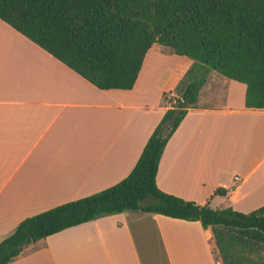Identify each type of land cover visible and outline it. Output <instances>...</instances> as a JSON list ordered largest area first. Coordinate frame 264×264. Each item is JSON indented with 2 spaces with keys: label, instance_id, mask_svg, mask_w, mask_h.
I'll return each instance as SVG.
<instances>
[{
  "label": "crops",
  "instance_id": "1",
  "mask_svg": "<svg viewBox=\"0 0 264 264\" xmlns=\"http://www.w3.org/2000/svg\"><path fill=\"white\" fill-rule=\"evenodd\" d=\"M193 62L154 43L132 89H100L0 19V242L23 219L124 179ZM246 90L210 72L165 146L161 190L220 209L264 205V108L247 107ZM163 262L217 264L211 230L125 211L27 244L9 264Z\"/></svg>",
  "mask_w": 264,
  "mask_h": 264
},
{
  "label": "trees",
  "instance_id": "2",
  "mask_svg": "<svg viewBox=\"0 0 264 264\" xmlns=\"http://www.w3.org/2000/svg\"><path fill=\"white\" fill-rule=\"evenodd\" d=\"M0 19L100 89H132L154 43L193 59L171 107L131 172L118 183L23 219L0 242V264L66 228L125 211L200 221L226 264L231 242L264 249V205L250 212L214 208L161 190L156 177L167 142L198 107L210 72L247 85L246 106L264 108V0H0ZM217 194H226L219 188Z\"/></svg>",
  "mask_w": 264,
  "mask_h": 264
},
{
  "label": "rangeland",
  "instance_id": "3",
  "mask_svg": "<svg viewBox=\"0 0 264 264\" xmlns=\"http://www.w3.org/2000/svg\"><path fill=\"white\" fill-rule=\"evenodd\" d=\"M167 67L168 66L166 64L164 69H167ZM175 74L178 75L179 72L177 71ZM179 84H180V82H179ZM178 85H177V87H178ZM177 87H176V89H177ZM176 89H175V92H176ZM214 208H218V207H214ZM139 239H142V238L139 237ZM215 253H216V257H217V263L221 262L222 264H226L225 263V255L218 248L215 249ZM228 253H229V255H232V256L236 255L237 257H240V259L242 260V262L244 264H264V249H262L260 251H254V250H251L250 248L242 247L240 244L231 242L230 249H229ZM163 264H165V263L163 262Z\"/></svg>",
  "mask_w": 264,
  "mask_h": 264
},
{
  "label": "built area",
  "instance_id": "4",
  "mask_svg": "<svg viewBox=\"0 0 264 264\" xmlns=\"http://www.w3.org/2000/svg\"><path fill=\"white\" fill-rule=\"evenodd\" d=\"M240 178L238 176L235 177V180H239ZM217 264H222L221 262H218Z\"/></svg>",
  "mask_w": 264,
  "mask_h": 264
},
{
  "label": "water",
  "instance_id": "5",
  "mask_svg": "<svg viewBox=\"0 0 264 264\" xmlns=\"http://www.w3.org/2000/svg\"><path fill=\"white\" fill-rule=\"evenodd\" d=\"M27 243H29V240H27L26 242L23 243V246H26Z\"/></svg>",
  "mask_w": 264,
  "mask_h": 264
}]
</instances>
